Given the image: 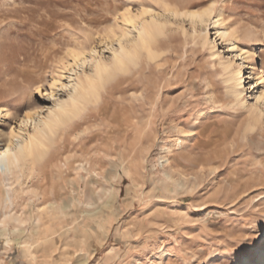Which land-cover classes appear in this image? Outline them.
<instances>
[{"label":"rangeland","instance_id":"obj_1","mask_svg":"<svg viewBox=\"0 0 264 264\" xmlns=\"http://www.w3.org/2000/svg\"><path fill=\"white\" fill-rule=\"evenodd\" d=\"M167 3L213 6L257 54L235 55L213 24L216 45L205 43ZM144 9L170 21L157 56L143 51L113 78L22 183L0 179V264H246L264 248V0H0V125L66 95L72 51L108 58L103 47ZM228 57L254 74L248 108L230 91Z\"/></svg>","mask_w":264,"mask_h":264},{"label":"bare ground","instance_id":"obj_2","mask_svg":"<svg viewBox=\"0 0 264 264\" xmlns=\"http://www.w3.org/2000/svg\"><path fill=\"white\" fill-rule=\"evenodd\" d=\"M165 7L166 13L168 12L171 16L186 17L192 20L195 24V32H197V25L202 27L199 35L205 43L216 45V40L212 42L208 35L209 27L213 24L216 26L217 37L229 41L231 49L236 51L235 55L241 56L242 59H252L257 54L256 50H250L237 44L236 32L227 26L222 12L215 13L213 6L202 11L191 9L190 3L184 7L188 8L185 11L182 10L183 7H173L169 3ZM163 15L151 9L130 14L126 19L129 24L128 29L103 47V49L111 50L108 58H105L102 55L103 52L96 47H93L91 52L73 50L71 56L76 66L70 68L69 82L62 84V88H68L67 94L52 100V105L32 106L33 108L19 118L18 128L14 126L5 128L0 125V179L3 182L9 176L11 187L15 182L22 183L24 178L32 174L47 158L59 131L82 115L91 103L98 102L102 98L103 90L113 78L121 72H127L132 65H137L143 51H147L150 58L157 56L154 45L165 33V27L170 22L162 20L160 17ZM234 63L232 57L220 58V64L228 74L227 80L231 82L230 91L240 101L239 103L248 108L247 99L244 100L242 95L247 89L245 87L246 78L254 77V74H249L245 78L243 63L237 68ZM87 65H89V70L84 68ZM58 81L60 77L51 84L52 90ZM56 95L57 93L54 92L44 94L45 99ZM255 98L258 105L254 109L258 111L259 104L264 103V89L258 92ZM259 111L260 115L257 116V120H260V117L263 118L264 115L263 110ZM8 115H10L9 110L0 104V121H5ZM4 185L6 186V183ZM7 221L3 220L5 224ZM246 264H264V248L256 260L249 258Z\"/></svg>","mask_w":264,"mask_h":264}]
</instances>
